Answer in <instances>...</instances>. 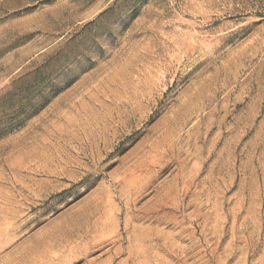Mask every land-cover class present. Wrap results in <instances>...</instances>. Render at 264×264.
Listing matches in <instances>:
<instances>
[{"label": "rangeland", "instance_id": "rangeland-1", "mask_svg": "<svg viewBox=\"0 0 264 264\" xmlns=\"http://www.w3.org/2000/svg\"><path fill=\"white\" fill-rule=\"evenodd\" d=\"M0 264H264V0H0Z\"/></svg>", "mask_w": 264, "mask_h": 264}, {"label": "snow or ice", "instance_id": "snow-or-ice-1", "mask_svg": "<svg viewBox=\"0 0 264 264\" xmlns=\"http://www.w3.org/2000/svg\"><path fill=\"white\" fill-rule=\"evenodd\" d=\"M82 53H72V55H81Z\"/></svg>", "mask_w": 264, "mask_h": 264}]
</instances>
